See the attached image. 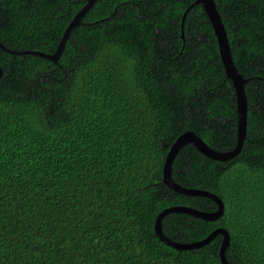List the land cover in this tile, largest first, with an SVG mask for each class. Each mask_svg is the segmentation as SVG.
<instances>
[{
  "label": "trees",
  "instance_id": "16d2710c",
  "mask_svg": "<svg viewBox=\"0 0 264 264\" xmlns=\"http://www.w3.org/2000/svg\"><path fill=\"white\" fill-rule=\"evenodd\" d=\"M196 1L98 0L57 63L9 55L16 80L0 81V264H222L221 235L181 251L155 232L171 207L217 209L164 183L174 142L193 131L216 151L237 145L236 90ZM87 2L25 0L1 14L0 43L54 54ZM215 2L247 80V139L228 162L192 144L179 152L174 181L215 194L225 212L214 222L170 213L163 231L194 244L224 228L230 264H264V0Z\"/></svg>",
  "mask_w": 264,
  "mask_h": 264
},
{
  "label": "water",
  "instance_id": "95a60500",
  "mask_svg": "<svg viewBox=\"0 0 264 264\" xmlns=\"http://www.w3.org/2000/svg\"><path fill=\"white\" fill-rule=\"evenodd\" d=\"M98 0H88L87 4L76 14V16L73 18L69 26L64 32L63 38L59 44L58 49L54 54H44L37 51H31L27 52L26 54H32L35 56H40L48 61L57 63L59 59L62 57L68 40L70 39V35L72 31L81 25V19L86 16V14L93 8V6L96 4ZM201 4L204 7V10L213 26L214 34L218 42L219 46V53L222 60V63L225 67L226 73L228 75V78L232 81L234 88L236 90L237 95V145L234 149H229L227 151H216L213 148H211L204 140H202L195 132L193 131H187L183 133L172 145L170 148L165 165L163 168V181L164 183L175 192H178L180 194L191 196V197H204L209 200L214 201V203L217 205V209L214 212H205V211H199L195 208L188 207V206H176L171 207L167 210H165L162 214L159 215L157 218L156 224H155V232L159 240L163 243H165L167 246L176 249V250H192V249H199L207 246L210 244L218 235L223 236V242L222 246L220 248V260L222 264H230L227 257H226V251L231 243V236L228 230L224 228H218L214 230L208 237L203 239L202 241L196 242L194 244H179L177 242H174L173 240L169 239L164 231H163V225L162 220L165 216H167L170 213H182L185 215H189L194 218L201 219L203 221L207 222H214L218 221L225 212V206L223 201L216 196L213 193L204 191L202 189H188L185 188L179 184H177L172 176L173 173V163L179 154V152L186 146L192 144L195 146V148L206 158L212 160V161H219V162H228L234 160L236 157L240 155L242 152L243 146L245 144V141L247 139V133H248V100L247 95L245 91V85L247 83V80H245L242 75L238 72L233 58H232V52L228 40V35L226 28L224 26V23L222 21V17L218 11L217 5L215 0H197L194 5ZM191 9L188 8L186 13L183 17L182 26L184 27V22L186 19V15L188 11ZM0 47L3 48V50L11 53L16 54L15 52H12L10 50L5 49L1 44ZM0 68V73H1Z\"/></svg>",
  "mask_w": 264,
  "mask_h": 264
},
{
  "label": "flooded vegetation",
  "instance_id": "af4514ba",
  "mask_svg": "<svg viewBox=\"0 0 264 264\" xmlns=\"http://www.w3.org/2000/svg\"><path fill=\"white\" fill-rule=\"evenodd\" d=\"M25 1V0H24ZM24 1H17V0H0V22H3L4 20H2V16L1 14H4L5 15H9L14 9H16V7L18 6H21V8H23L22 6H25V3ZM35 6H39L41 5L40 2L41 0H30ZM45 0H42V3H44ZM123 6H125V4H123ZM46 7H48L46 5ZM39 9V8H38ZM44 11V10H43ZM42 11V12H43ZM42 12H40V14H42ZM49 12V11H48ZM18 17L19 18H23L22 15L18 14ZM7 19V17L5 18ZM9 20H13V19H9ZM15 41L17 42V44H22V41L18 40V39H15ZM5 49L7 50H10L12 52H15L16 54L15 55H18V56H28V55H32V54H26L27 52H31V51H35V50H32L31 48H27V49H24L23 51H14V50H11V49H8L4 44L0 43ZM3 50L2 47H0V50ZM1 50V51H2ZM5 51V50H4ZM37 52H41V53H44L42 51H37ZM9 52H5V54H7L5 56V58H0V68H1V73H0V81H15L16 79L15 78H10L8 77L9 75V71L12 70L13 68V64L10 62V59H9V55L8 54ZM46 54V53H44Z\"/></svg>",
  "mask_w": 264,
  "mask_h": 264
}]
</instances>
